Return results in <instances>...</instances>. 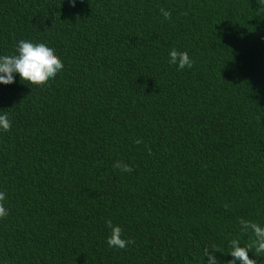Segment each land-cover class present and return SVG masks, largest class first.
<instances>
[{
	"label": "trees",
	"instance_id": "obj_1",
	"mask_svg": "<svg viewBox=\"0 0 264 264\" xmlns=\"http://www.w3.org/2000/svg\"><path fill=\"white\" fill-rule=\"evenodd\" d=\"M260 8L258 0H0V54H13L19 39L47 40L64 62L41 84L18 74L0 84V113L11 121L0 132L9 210L0 260L204 264L208 247L228 264L230 240L251 244L239 220L264 225ZM172 48L186 50L192 67L169 64ZM106 220L131 243L110 248Z\"/></svg>",
	"mask_w": 264,
	"mask_h": 264
},
{
	"label": "clouds",
	"instance_id": "obj_2",
	"mask_svg": "<svg viewBox=\"0 0 264 264\" xmlns=\"http://www.w3.org/2000/svg\"><path fill=\"white\" fill-rule=\"evenodd\" d=\"M75 2L76 0H69L72 5ZM258 2L261 5L259 11L264 13V0H258ZM160 13L165 18L170 16V12L164 8L160 9ZM168 57V63L175 65L178 69L192 67L193 59L186 50L172 48L168 52ZM63 68V60L49 41L19 39L15 42L13 54H0V84L13 83L16 79V74L19 75L21 80H25L28 83L41 84L54 79ZM10 127L11 121L7 113H0V132L8 131ZM113 168L122 172L132 171V167L129 164L121 161L114 162ZM6 200V191L0 189V218H4L9 214ZM105 223L110 229V234L106 238L110 248L123 249L131 243L130 239L122 237V228L118 224L114 225L111 220H106ZM239 225L240 231L243 233H247L250 230L254 240L251 244H243L239 239L230 240V251L228 254L233 259L228 264H236L237 261H239V264H257L256 259L250 258L249 253L253 252V247L255 252L264 253V225L243 218L239 220ZM206 249L209 248L206 247L202 253L204 264H217V257ZM0 264H6V261L0 260Z\"/></svg>",
	"mask_w": 264,
	"mask_h": 264
}]
</instances>
